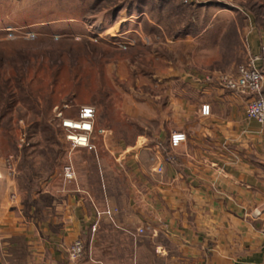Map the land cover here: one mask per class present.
<instances>
[{"label": "crops", "instance_id": "1", "mask_svg": "<svg viewBox=\"0 0 264 264\" xmlns=\"http://www.w3.org/2000/svg\"><path fill=\"white\" fill-rule=\"evenodd\" d=\"M191 8L209 19L197 33L210 48L242 49V62L259 54L264 0H193ZM196 79L192 99L182 93L159 119L158 135L144 126L119 148L104 138L114 170L97 155L87 174L77 168L66 182L18 171L0 155V264H264V126L246 118L249 97ZM174 132L187 136L177 151ZM77 240L87 250L73 262Z\"/></svg>", "mask_w": 264, "mask_h": 264}, {"label": "rangeland", "instance_id": "2", "mask_svg": "<svg viewBox=\"0 0 264 264\" xmlns=\"http://www.w3.org/2000/svg\"><path fill=\"white\" fill-rule=\"evenodd\" d=\"M178 1L0 0V155L38 176L69 162L85 175L97 155L114 170L104 138L119 148L144 126L158 135L194 79L234 74L245 51L210 48L197 33L209 19ZM84 106L97 111L94 152L60 127Z\"/></svg>", "mask_w": 264, "mask_h": 264}, {"label": "built area", "instance_id": "3", "mask_svg": "<svg viewBox=\"0 0 264 264\" xmlns=\"http://www.w3.org/2000/svg\"><path fill=\"white\" fill-rule=\"evenodd\" d=\"M185 5H190L193 0H180ZM208 82L216 81V83L224 89L236 92L249 97L245 115L248 120L254 121L257 124L264 126V45H262L259 54L251 55L248 60L241 64L235 74H220L216 76H207ZM200 113L203 117H208L211 114V107L208 104H203L200 108ZM96 115L97 111L92 106L81 107L75 119L62 118L60 127L65 131L66 140L74 149H85L90 152L96 151L94 144V136L96 132ZM99 134H104V130L98 131ZM187 141L186 134L182 132H174L169 139V148L172 151L179 150ZM22 145L26 144L24 138L21 139ZM27 145H29L27 143ZM156 171L163 172V165L158 164ZM63 176L66 182H72L77 179V172L69 162L63 169ZM113 210L109 209L107 214L110 218L113 216ZM96 226L93 227V231ZM140 234L144 231L140 230ZM85 253V244L82 240L75 241L69 249V258L76 262L82 258Z\"/></svg>", "mask_w": 264, "mask_h": 264}, {"label": "trees", "instance_id": "4", "mask_svg": "<svg viewBox=\"0 0 264 264\" xmlns=\"http://www.w3.org/2000/svg\"><path fill=\"white\" fill-rule=\"evenodd\" d=\"M190 6H191V4H190ZM87 249H86V247H85V251H86Z\"/></svg>", "mask_w": 264, "mask_h": 264}]
</instances>
